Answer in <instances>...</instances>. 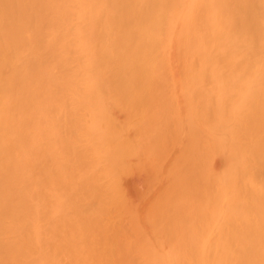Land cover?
Instances as JSON below:
<instances>
[{
	"label": "bare ground",
	"instance_id": "obj_1",
	"mask_svg": "<svg viewBox=\"0 0 264 264\" xmlns=\"http://www.w3.org/2000/svg\"><path fill=\"white\" fill-rule=\"evenodd\" d=\"M0 264H264V0H0Z\"/></svg>",
	"mask_w": 264,
	"mask_h": 264
}]
</instances>
